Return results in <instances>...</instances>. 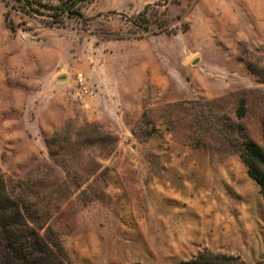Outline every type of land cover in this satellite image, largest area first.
<instances>
[{"label": "rangeland", "instance_id": "1", "mask_svg": "<svg viewBox=\"0 0 264 264\" xmlns=\"http://www.w3.org/2000/svg\"><path fill=\"white\" fill-rule=\"evenodd\" d=\"M59 8L0 0V178L29 226L67 264L261 260L239 155L264 148V0Z\"/></svg>", "mask_w": 264, "mask_h": 264}, {"label": "trees", "instance_id": "2", "mask_svg": "<svg viewBox=\"0 0 264 264\" xmlns=\"http://www.w3.org/2000/svg\"><path fill=\"white\" fill-rule=\"evenodd\" d=\"M21 1L26 2L27 0ZM88 1L60 0L58 19L63 15L82 18L80 6ZM239 157L246 166L248 175L257 183L259 193L264 200V148L252 140H244ZM25 210L17 200L10 196L0 178V264H67L60 244L52 239L42 238L31 228L24 213ZM50 244L54 246V249L49 246ZM179 264L248 263L239 255L203 250ZM254 264H264V239L263 256Z\"/></svg>", "mask_w": 264, "mask_h": 264}, {"label": "built area", "instance_id": "3", "mask_svg": "<svg viewBox=\"0 0 264 264\" xmlns=\"http://www.w3.org/2000/svg\"><path fill=\"white\" fill-rule=\"evenodd\" d=\"M76 87L78 90H80L81 93H86L87 89H86V85L84 83V79L82 76V73H77L76 74Z\"/></svg>", "mask_w": 264, "mask_h": 264}]
</instances>
